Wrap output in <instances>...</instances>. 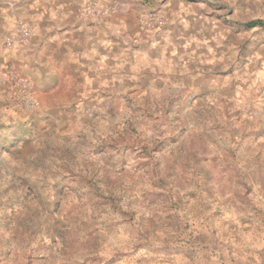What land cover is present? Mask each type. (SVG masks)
Instances as JSON below:
<instances>
[{"label": "rangeland", "instance_id": "1", "mask_svg": "<svg viewBox=\"0 0 264 264\" xmlns=\"http://www.w3.org/2000/svg\"><path fill=\"white\" fill-rule=\"evenodd\" d=\"M249 116L264 120V0H0V128L24 141L0 150V229L42 239L36 250L68 241L91 247L92 264H264V129L224 135ZM150 121L179 128L151 164L61 163V145L120 124L136 152ZM37 139L42 159L22 176Z\"/></svg>", "mask_w": 264, "mask_h": 264}, {"label": "clouds", "instance_id": "2", "mask_svg": "<svg viewBox=\"0 0 264 264\" xmlns=\"http://www.w3.org/2000/svg\"><path fill=\"white\" fill-rule=\"evenodd\" d=\"M46 115L51 116L52 114ZM123 128L124 125L120 124L111 129L90 130L87 138L81 137L78 144L61 145L60 150H67L68 152V158L62 160L61 163L70 168L71 171L78 172L82 166L80 157L83 156L85 162L93 168H99L107 162L108 165L112 166V170L116 171L115 165L119 164L122 159L127 158L130 162L135 163V157L139 153L142 156H147L148 162L151 164L156 155L152 151L153 146L159 141L164 142L161 147L171 144L172 142L165 138L172 136L174 132H179V128H175L174 126L169 127L167 124L159 121H150L147 123V129H141L137 136L133 138L136 141V152H132L130 149L122 146L128 143L127 140L123 139ZM250 128L264 129V120L255 121L249 116L247 123L230 125L224 135L226 137L238 138L243 136ZM21 135V129L16 127L0 128V150H3L6 145L11 146L12 144H16L18 141V146L23 145L24 141L20 139ZM182 135L183 133H180L179 136H176L177 141L180 140ZM29 138L31 137H25V139ZM35 143L37 145L36 155L28 157L23 165H17L18 167H23L22 176H29L31 174L30 164L32 161L42 159L40 149H44L45 146L39 139ZM230 145L231 140L228 141V146ZM26 150L21 147V151ZM0 158L6 159L5 157ZM145 170L151 174V169L146 168ZM57 171L59 172V170ZM60 175H69L70 177V173L67 170L60 172ZM58 178L59 176L54 177V179ZM51 199L55 200L58 197H52ZM72 202L75 203L76 201ZM261 207H264V205ZM61 239L63 240V237ZM36 243L42 244L43 240L38 238ZM36 243L26 240L23 229L18 228L15 224L8 230L0 229V264H28L29 259H31L32 264H41L39 258L44 256L47 257V260L43 264H92L89 257L95 255L91 247L81 246L74 242L65 241L54 249H47L45 251L36 250Z\"/></svg>", "mask_w": 264, "mask_h": 264}, {"label": "trees", "instance_id": "3", "mask_svg": "<svg viewBox=\"0 0 264 264\" xmlns=\"http://www.w3.org/2000/svg\"><path fill=\"white\" fill-rule=\"evenodd\" d=\"M261 21H251V22H248L246 23V26H252V25H256V24H260Z\"/></svg>", "mask_w": 264, "mask_h": 264}]
</instances>
